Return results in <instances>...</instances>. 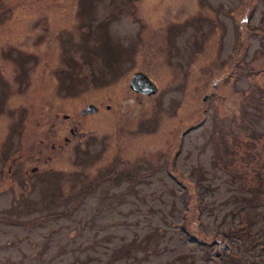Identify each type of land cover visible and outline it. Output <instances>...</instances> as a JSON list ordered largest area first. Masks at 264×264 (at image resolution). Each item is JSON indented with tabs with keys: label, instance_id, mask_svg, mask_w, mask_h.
<instances>
[{
	"label": "rangeland",
	"instance_id": "374dc122",
	"mask_svg": "<svg viewBox=\"0 0 264 264\" xmlns=\"http://www.w3.org/2000/svg\"><path fill=\"white\" fill-rule=\"evenodd\" d=\"M0 155V264H264V0H0Z\"/></svg>",
	"mask_w": 264,
	"mask_h": 264
},
{
	"label": "flooded vegetation",
	"instance_id": "af4514ba",
	"mask_svg": "<svg viewBox=\"0 0 264 264\" xmlns=\"http://www.w3.org/2000/svg\"><path fill=\"white\" fill-rule=\"evenodd\" d=\"M107 107L109 108L110 105H108ZM101 108H102V106L100 105V106H98V111H96L94 113H86V114L82 113V110L84 109V108H82L81 109V114H82L83 118H81V119H75V118H73V116L75 114H71V113H64L62 115L63 116V119H64L63 121L65 122V126H69V130L72 133L73 138H77L78 136H80L79 127L82 126V125H85L87 123L88 119H86V117H89L90 115H97V114H99L101 112L100 111ZM59 114L60 113H58V115ZM47 115H49V113H47ZM40 120L41 121L43 120V124L44 125L48 124V117H45V116H42L41 115ZM62 126H64V125L62 124ZM81 136H82V139L84 141L89 135L83 133ZM62 137H63V139L66 142L65 145L64 144H60L59 147H58V146H56L55 143H52L50 145V147L53 148L54 150H61V148L63 149V148H65L66 145H68L69 143L73 142V138L72 137H69L67 135H63ZM0 157L4 161V164L5 165L8 163L7 161H10V159L7 160L2 155H0ZM38 159H39V157H38ZM31 170L35 173V172H37L38 167L37 166H34V167H32ZM20 172L23 173V176H19L20 178H17V176H13L14 179L17 180V181L16 180H13L15 182V184H16V185L13 184L14 187L15 186H19V185L26 184V178H27L26 177V174L29 172L28 168H26L25 165L24 166L23 165H20L19 167L16 168V170L13 173V169H12V165H11L10 168H9V172H8L7 175H4L3 169L0 168V181L2 182V180L4 179V182H2L1 185L2 184L3 185L7 184V178L9 177V173L10 174L13 173L12 175H16L17 173H20ZM23 194H24L23 192L18 193V195L15 196V197H19V198L24 197Z\"/></svg>",
	"mask_w": 264,
	"mask_h": 264
},
{
	"label": "water",
	"instance_id": "95a60500",
	"mask_svg": "<svg viewBox=\"0 0 264 264\" xmlns=\"http://www.w3.org/2000/svg\"><path fill=\"white\" fill-rule=\"evenodd\" d=\"M130 88L137 93L146 95H154L158 92V85L156 84V82L153 81L151 77L143 71H136L135 73H133L130 79ZM210 96L211 95L205 96L204 100H207ZM97 110L98 106H96L95 104H90L82 110V113H94Z\"/></svg>",
	"mask_w": 264,
	"mask_h": 264
},
{
	"label": "trees",
	"instance_id": "16d2710c",
	"mask_svg": "<svg viewBox=\"0 0 264 264\" xmlns=\"http://www.w3.org/2000/svg\"><path fill=\"white\" fill-rule=\"evenodd\" d=\"M257 180H259L258 185H263V186H264V182L261 181V180H262L261 177L257 176ZM258 189H261V187L258 188ZM250 221H251V220L249 219V220H248V225L250 224ZM250 229H251V228H250ZM251 235L255 236L254 239H257V235H256V233L251 232ZM220 256H221V264H233L231 261L226 262V260L223 259V258H224V255H222V252H220ZM232 258H233L235 261L240 262V261L238 260L239 258H236V257L233 256V255H232ZM241 262H242V263H241ZM241 262H240L241 264H245L244 257L241 258Z\"/></svg>",
	"mask_w": 264,
	"mask_h": 264
}]
</instances>
